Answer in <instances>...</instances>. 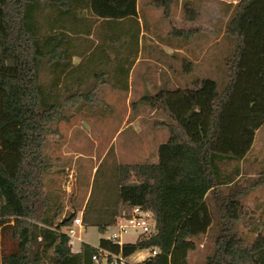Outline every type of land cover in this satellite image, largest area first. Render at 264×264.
<instances>
[{"label":"trees","instance_id":"16d2710c","mask_svg":"<svg viewBox=\"0 0 264 264\" xmlns=\"http://www.w3.org/2000/svg\"><path fill=\"white\" fill-rule=\"evenodd\" d=\"M202 1L0 0V264H94L98 249L125 259L156 249L139 264H190L197 238L212 226L211 202L220 230L205 264H264V232L248 242L232 231L245 216L243 189L235 182L239 164L264 125V0L223 3L227 20L217 45V81L198 77L191 87L163 88L144 97L169 121V139L158 148V162H114L112 197L105 192L92 207V190L83 227L104 233L139 207L152 214L151 234L121 247L105 239L98 246L83 243L73 252L66 230L76 215L62 216L61 205L45 189L47 136L69 120L68 106L82 101L78 112L87 110L97 89L85 90L86 54L92 49L107 61L108 49L120 48L127 59L132 41L139 44L141 12L161 10L169 20L173 7H181L186 20L194 22ZM127 21L138 26L136 33L117 29ZM142 27L151 32L144 21ZM172 34L160 42L186 41L194 30L172 26ZM124 56L117 62L129 74L131 67L120 63ZM223 187L229 193L222 196Z\"/></svg>","mask_w":264,"mask_h":264},{"label":"rangeland","instance_id":"374dc122","mask_svg":"<svg viewBox=\"0 0 264 264\" xmlns=\"http://www.w3.org/2000/svg\"><path fill=\"white\" fill-rule=\"evenodd\" d=\"M230 1L234 0H208L200 4L201 8L196 9L198 17L193 23L186 20V13L182 11L181 7H173V14L169 20L163 18L161 10L146 11L151 23L141 12L142 22L153 23L155 28L159 25L162 30H165V32L160 30L159 34L154 33L153 35L155 42L163 44L160 42L161 40L173 35L172 26L177 30H188L200 24L207 25L211 17L214 20V14L217 12L220 20V40H222L221 32H223L226 23L222 14L223 3ZM117 27L120 32L123 30L129 35L132 32L136 33L135 31L138 29V26L132 21H127ZM105 28L107 29V27ZM149 45L150 42L145 39L144 59L150 50ZM160 50L155 49L154 53L156 59L162 60V51ZM122 52L126 54V51ZM127 52L129 58L126 59V56L123 55L125 60L120 63L124 64L123 67L133 68L138 53L136 42L132 41ZM118 61L120 60L118 59ZM75 62L79 61L76 59ZM144 65L147 64H137L130 74L127 72L120 74L117 77L118 84H113V88H117L115 89L116 93L107 90L106 99L100 98L101 94L92 98L93 101L88 104L87 110L85 106L81 112H78L82 101L68 106L64 113L68 117L70 116L69 120L58 123L54 127L55 131L47 136L43 153L49 167L44 174V184L52 199L61 205L62 216L75 214V217H82L92 190V207L100 204L101 196L105 192H107L108 198L112 197L116 188L115 179L112 177L114 162L123 165L158 162V148L169 139L170 134L166 126L169 121L162 112L153 110L141 99L143 94L145 97H149L157 93L150 89L152 83L146 80L140 82L142 78L138 73ZM203 69L205 73L210 72V66ZM197 71L198 69L185 77L182 83H171L170 86L165 85L163 88L174 89L186 85L191 87L192 82L199 77ZM219 75L220 72L217 70L213 71V75L207 74L205 78L217 81ZM129 93L132 95L130 107L127 105ZM103 101H107L110 106H103ZM129 108L131 109L130 116H128ZM153 111L155 112L152 113ZM138 116L140 118L135 121ZM235 164H228L229 167L222 166L223 170H230ZM99 166H101L100 170L96 174ZM239 166L241 173L235 182L243 189L240 203L245 216L234 225L232 231L251 242L259 233L264 232V125L256 132L253 148L246 160ZM255 182L261 183L251 188ZM219 191L222 196L229 193V189L225 187L220 188ZM211 205L215 213L212 226L206 234L197 238L196 250L189 253L190 264H205L206 258L213 253L214 242L220 229L218 228L219 216L216 214L214 202H211ZM75 229L77 236H81L85 244L98 246L100 241L105 238L104 234L100 233L95 226H84L80 232L79 229ZM138 236L139 232L128 230L122 234L121 242L122 244H133L137 241ZM143 258H148L147 253L140 256L135 255L129 264H139L145 260Z\"/></svg>","mask_w":264,"mask_h":264},{"label":"crops","instance_id":"0c3cea01","mask_svg":"<svg viewBox=\"0 0 264 264\" xmlns=\"http://www.w3.org/2000/svg\"><path fill=\"white\" fill-rule=\"evenodd\" d=\"M207 1L208 0H204L202 3ZM236 2L237 0L224 3L235 4ZM200 8L201 6L198 5L197 9ZM148 10L157 9L147 8V11ZM146 17L149 20L147 12ZM223 19L227 20V18ZM138 21L141 26V33L138 44L137 60L130 72L136 68L135 66L137 64L146 63L147 65L142 66L138 75L142 78L140 82L146 80L147 82L152 83L150 89L158 92L161 90V88L163 89V86L165 87V85L170 86L171 83H182L183 79L192 74L196 69H198L197 76L200 78L207 76V74L213 75V71H217V45L220 40L219 14L217 12L214 14V20L211 17L207 25L200 24L194 28H189L188 30H194L193 36H190L186 41H180L179 43L176 42L173 45L167 43L159 44L155 42L153 34H159L160 30L165 32V30H162L159 25H157L155 28L154 24H150L151 22L149 20L151 32L146 33L145 29L142 27V18L139 17ZM223 33L224 30L221 32V35H223ZM144 36H146L147 41L150 42V45L148 46L150 50H148L145 59L144 44L142 41ZM155 49H161L160 51H162V60L160 58L156 59L154 53ZM122 51L123 49L120 48L108 49L109 58L107 61L102 59L104 56L101 54L94 56L92 49L88 54H86V91L97 87L96 91L92 95L93 98L101 94L100 98L106 99L107 90H111L114 94L116 93L115 89L117 88H113V84L118 83L117 77L122 74L121 65L117 62L118 59L121 60V58H123ZM89 56H92L90 60L88 59ZM76 59L79 62L76 63ZM79 63L80 60L75 57L73 59V64L78 66ZM208 66H210V72L205 73L203 68H208ZM102 82H104V84L100 85ZM144 97L145 96L143 94L141 96L142 101ZM131 98L132 95L129 93L127 96L128 107H130ZM108 105L110 106L107 101H105L103 104V106ZM130 114L131 109L129 108L128 116H130ZM139 118L140 116H138L135 121H137Z\"/></svg>","mask_w":264,"mask_h":264},{"label":"built area","instance_id":"2783aa9c","mask_svg":"<svg viewBox=\"0 0 264 264\" xmlns=\"http://www.w3.org/2000/svg\"><path fill=\"white\" fill-rule=\"evenodd\" d=\"M82 227V217H75L72 226L66 230L69 236V246L73 252H79L81 250L83 240L81 236H77V230L75 228L79 229L78 231L80 232ZM128 230L139 232V235L151 234L154 230L152 214L139 207H134L131 210L129 217L119 219L114 227L108 228L106 232L103 233L105 236L104 239L118 243L121 247L123 245L121 242V236ZM143 252H146L149 257L156 255L158 250H144L135 255L140 256L144 254ZM134 256H131L129 259H125L121 255H115L107 250L98 249V253L93 255L92 261L94 264H129L130 260Z\"/></svg>","mask_w":264,"mask_h":264}]
</instances>
